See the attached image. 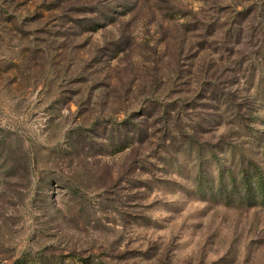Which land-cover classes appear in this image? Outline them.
<instances>
[{
	"label": "rangeland",
	"instance_id": "1",
	"mask_svg": "<svg viewBox=\"0 0 264 264\" xmlns=\"http://www.w3.org/2000/svg\"><path fill=\"white\" fill-rule=\"evenodd\" d=\"M253 165L264 0H0V264H264Z\"/></svg>",
	"mask_w": 264,
	"mask_h": 264
},
{
	"label": "trees",
	"instance_id": "2",
	"mask_svg": "<svg viewBox=\"0 0 264 264\" xmlns=\"http://www.w3.org/2000/svg\"><path fill=\"white\" fill-rule=\"evenodd\" d=\"M219 173L222 194H232L236 188L239 187L240 190L241 187L244 189V200L247 204H256L258 202L260 205L264 206V174L258 170L256 165H253L252 170L250 168L249 170L242 169L239 171V179H236L230 171L227 172V182H229L230 185L229 192L227 191V187L224 185V177H222L223 173L221 171H219ZM210 192L213 193V189H210ZM257 197H259V201H257ZM85 263H87V261H85ZM14 264H49V262H46L42 257H40V259L32 262H27L26 259H20Z\"/></svg>",
	"mask_w": 264,
	"mask_h": 264
}]
</instances>
